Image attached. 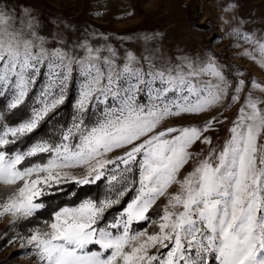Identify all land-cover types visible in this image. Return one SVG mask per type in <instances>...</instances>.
I'll return each instance as SVG.
<instances>
[{"label": "snow or ice", "instance_id": "snow-or-ice-1", "mask_svg": "<svg viewBox=\"0 0 264 264\" xmlns=\"http://www.w3.org/2000/svg\"><path fill=\"white\" fill-rule=\"evenodd\" d=\"M225 7L238 55L264 71V31L242 27L239 0ZM108 40L46 33L30 6L0 0V251L14 248L0 264H264V78L211 41L165 57ZM66 101L70 123L37 138Z\"/></svg>", "mask_w": 264, "mask_h": 264}, {"label": "rangeland", "instance_id": "rangeland-1", "mask_svg": "<svg viewBox=\"0 0 264 264\" xmlns=\"http://www.w3.org/2000/svg\"><path fill=\"white\" fill-rule=\"evenodd\" d=\"M10 2L14 6H30L46 33L64 35L66 29L70 28L71 35L75 36L77 33L94 30L96 33H104L109 38L108 42L121 53L131 50L138 56L156 53H162L165 57H179L181 54L199 56L207 52L211 41L212 52L220 54L221 61L239 65L255 77L264 78V71L250 60L238 55L241 49L229 35L230 16L221 15L226 11L228 0H10ZM239 5L238 16L246 18L242 27L253 29L256 33L264 31V0H239ZM16 11H19V7ZM133 11L134 14H128ZM76 95V88H71L69 99L74 101ZM32 106L30 101L25 106V111L30 112ZM60 108L57 110L59 114L57 116H60L63 110ZM68 111L67 116L61 117L63 118L61 123L56 125L51 123L41 137L48 136L54 127L70 123L74 113L71 103ZM220 113L232 120L235 108H228L226 111L219 108L209 114L169 121V125L201 123ZM22 115L23 113L19 114L20 117ZM228 127L229 123L217 125V130L210 133L213 136V143L228 136ZM201 147L207 146L196 145L197 149ZM103 190L104 186L100 185L85 187L80 192L82 197L88 193L95 196L101 194ZM61 199L70 197L58 198L52 202L53 205L59 203ZM8 222V217L0 219V232L5 229ZM14 247L18 248L19 245ZM13 251V247H4L0 251V259L8 257ZM12 263L35 264V261L26 256H17Z\"/></svg>", "mask_w": 264, "mask_h": 264}, {"label": "trees", "instance_id": "trees-1", "mask_svg": "<svg viewBox=\"0 0 264 264\" xmlns=\"http://www.w3.org/2000/svg\"><path fill=\"white\" fill-rule=\"evenodd\" d=\"M69 108H70V103L66 101L64 106H62V108H60V110L63 109L62 112L60 113V116L55 117L53 120L45 121V122L42 123L41 129H40L39 134H38V137L42 136V134L46 131L47 127L51 126V123H53L54 125H56L58 123H61L63 118L69 114V111H68ZM20 113L21 112H17L15 117H13V118L14 119H19L20 118V116H19ZM61 117H63V118L61 119ZM4 259L5 258L0 259V261H2ZM12 264H15V263H12Z\"/></svg>", "mask_w": 264, "mask_h": 264}]
</instances>
